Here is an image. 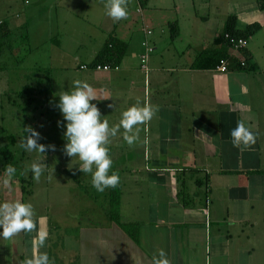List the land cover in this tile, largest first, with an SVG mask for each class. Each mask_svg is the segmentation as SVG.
<instances>
[{
	"label": "crops",
	"instance_id": "obj_1",
	"mask_svg": "<svg viewBox=\"0 0 264 264\" xmlns=\"http://www.w3.org/2000/svg\"><path fill=\"white\" fill-rule=\"evenodd\" d=\"M48 1L51 12L56 7L61 25L71 18L87 24L99 18L108 25L102 30L97 24L100 41L108 31V38L127 43L116 69L102 75L98 73L105 72H86L78 78L96 90L108 84L110 127L138 100L158 109L151 120L138 126L133 143L124 141L121 128L108 144L115 161L110 171L120 173V222L131 226L138 240L108 219L107 188L93 195L67 183L57 199L49 167L39 181L31 171L27 177L8 176L4 171L0 202L31 203L36 227L30 233L0 238V264H23L37 251L47 252L54 264H152L160 249L170 264H264V46L252 44L264 20L258 0H205L201 13L193 15L182 10L185 0H146L143 5L128 0L129 20L138 16L144 42L152 49L146 74L140 63L144 52L128 53L129 42L104 14V0ZM59 11L70 18H59ZM229 17L235 18L238 30L259 24L241 51L219 39ZM198 24L212 28L208 39L200 37V28L195 30ZM164 27L169 30L166 38ZM170 29L176 31L175 38H170ZM50 40L32 43L29 38L28 57L44 58L47 62L41 66L49 76L68 69L50 64L52 44L61 50V41ZM97 53L96 47L81 65L90 64ZM219 60L226 63L225 72L219 70ZM34 61L17 67L33 76L40 67ZM63 91L59 86L55 98ZM10 101L1 90L0 102ZM238 121L255 137L243 151L233 147L230 138ZM4 138L0 147L6 144ZM21 177L27 181L25 192ZM40 192L43 197L38 199ZM39 231H45L47 238L37 250Z\"/></svg>",
	"mask_w": 264,
	"mask_h": 264
},
{
	"label": "rangeland",
	"instance_id": "obj_2",
	"mask_svg": "<svg viewBox=\"0 0 264 264\" xmlns=\"http://www.w3.org/2000/svg\"><path fill=\"white\" fill-rule=\"evenodd\" d=\"M205 0H185L182 10L187 14H195L203 10ZM51 3L48 0H0V21L10 23L12 36L8 45L0 54V91L5 90L10 96V104L0 102V141L7 135L8 139L6 144H10L11 151H14V156L8 164L13 165L17 170L16 177H20L21 173L24 177L30 174V165L37 159H40L39 153L36 151H27L26 155H22L21 144L25 142L23 136L25 128H31L38 132L40 139L38 144L45 145V152L42 153L45 159L43 163L49 167V177L53 189L57 191L56 198L58 199L59 190L62 189L67 183L78 182L90 194H95V189L91 185V174H84L78 170L80 162L77 158H71L64 154L63 146V126L58 127L57 122L62 121V116L55 107L58 99L55 98L61 86L65 91H70L73 87V82L78 78L87 75L81 70L75 71L77 66L85 64L89 58L94 54L96 47L103 46L108 38V31L104 32V36L100 41V31L97 24L101 25L106 30L108 25L102 23L99 18H94L95 22L87 24V22L74 21L72 18L66 17L67 14L60 12L59 18L69 19L66 25L60 24V20L56 21V14L58 13L56 7L51 12ZM62 7H60L61 9ZM59 10V8H58ZM167 14L171 12H166ZM173 13V12H172ZM50 15V16H49ZM264 15V14H263ZM50 19V20H49ZM80 23V24H79ZM117 27V34L122 39L129 42L130 52L141 54L144 48L141 46L142 42L147 41L143 33V24L141 20L135 17L134 21L129 20V13L126 19L114 22ZM26 25L23 29L20 26ZM195 28V26H194ZM200 28V37L207 39L210 37L209 32L212 33V28L203 25H197ZM25 29V30H24ZM166 32L163 37H168V28L164 27ZM26 34L27 39L22 44L20 38ZM158 34V31L154 29ZM43 33V34H42ZM122 34V35H121ZM190 33L186 32V35ZM196 32L193 33V36ZM51 37L57 38L61 41V50L53 48L50 51L51 58L50 64L61 66L66 70L57 74L50 75L43 71L41 63L47 62L44 58L34 55L33 58L29 57V50L32 43L42 38ZM100 45H98V43ZM253 45L257 47L264 46V20L260 22V30L254 36ZM96 45V46H95ZM32 49V48H31ZM159 52V51H158ZM30 59V62L28 59ZM37 64L33 76L30 71H23L17 66L26 65L29 63ZM33 63V64H34ZM42 69V71L38 70ZM30 70V69H29ZM33 72V71H32ZM44 73V74H42ZM108 74L98 73V75ZM24 78V79H22ZM48 78V80H47ZM53 86V91L51 87ZM105 84V83H103ZM10 86L8 89L7 87ZM57 90V91H56ZM97 100L91 101L95 103L100 110L102 119L108 120V84L96 90ZM8 91V92H7ZM5 139V138H4ZM48 145L54 146L55 150H49ZM108 147V145H107ZM25 149V148H24ZM113 164L115 161H112ZM0 163L2 157L0 156ZM112 164V166H113ZM46 167V168H47ZM66 169L63 174L62 169ZM69 174V175H68ZM72 176L75 178L72 179ZM62 181V182H61ZM43 195L40 192L36 198L40 199ZM53 198V195H51Z\"/></svg>",
	"mask_w": 264,
	"mask_h": 264
},
{
	"label": "clouds",
	"instance_id": "obj_3",
	"mask_svg": "<svg viewBox=\"0 0 264 264\" xmlns=\"http://www.w3.org/2000/svg\"><path fill=\"white\" fill-rule=\"evenodd\" d=\"M104 14L113 22L126 19L128 16V0H104ZM96 92L86 82L76 80L70 91H63L58 95L55 105L58 108L62 121H58V127L63 126V139L65 141L63 152L66 156L77 158L80 162L78 170L84 174H91V185L98 191L103 192L106 188H115L120 182V177L110 169L112 159L109 156L107 145L110 137H113L122 128L123 139L128 144L137 139L139 125L151 120L158 109L155 106L141 104L138 100L135 104L122 111L119 123L109 126L106 119H102L100 110L95 103ZM112 107L111 104L108 105ZM25 142L20 146L27 151H36L40 159L30 165L33 179L39 181L40 176L47 167L43 161L42 153L45 145L38 144L41 138L39 133L31 128H25ZM232 146L243 151L255 142V137L242 121L230 131ZM49 150H55L54 146L48 145ZM8 176H13L16 169L8 164L5 167ZM36 227L34 222V210L31 203L14 200L0 202V238L9 239L21 232L30 233ZM47 238L45 231H39L36 238L37 250L44 246ZM23 264H54L47 252H39L31 258H26ZM152 264H170L163 249L158 250L152 257Z\"/></svg>",
	"mask_w": 264,
	"mask_h": 264
},
{
	"label": "trees",
	"instance_id": "obj_4",
	"mask_svg": "<svg viewBox=\"0 0 264 264\" xmlns=\"http://www.w3.org/2000/svg\"><path fill=\"white\" fill-rule=\"evenodd\" d=\"M140 3L143 5L146 0H139ZM258 8L260 11L264 12V0H258ZM235 18L234 17H229L226 21V26L224 28V31L222 35H220L219 39L223 40L226 44L227 47L233 48V44L236 40L238 39H245L248 40L249 37L253 36L259 29V24L258 23H252L248 25L244 30H238L235 29ZM22 29L25 27L20 26ZM25 30V29H24ZM12 30L9 29V26L7 22L2 21L0 22V53L4 50V48L9 44L8 41H10V38L12 36ZM176 31L173 29H170L169 35L170 38H175L176 37ZM21 42L22 44L25 43L27 36L23 32L22 35H20ZM50 42H58L57 38H51ZM233 42V43H232ZM9 46V45H8ZM234 49V48H233ZM127 50V43L118 40L114 36H110L107 38L101 49L98 51V53L95 55L93 61L90 64H87L86 66L88 67V70H81L85 72H91L92 69H94L97 65H109L112 68H117L118 65L120 64L122 58L124 57L125 53ZM235 50H242V49H235ZM142 56V55H141ZM140 56V57H141ZM220 62V60H219ZM242 64V63H241ZM242 65L245 66L243 63ZM81 66V65H80ZM79 66V68H80ZM242 66V67H244ZM227 68V67H226ZM42 71V69H39ZM43 71H45L43 69ZM47 73L49 71H46ZM49 76V75H48ZM48 80V78H47ZM48 86H50L48 84ZM26 133L23 136V140H25ZM6 139H8V136H5ZM10 144H5L4 146L0 147V156L2 157V163H1V169L0 173L5 171L6 165H8V162L12 161V158L14 156V151H11L10 149ZM22 155L23 154V149L22 148ZM16 169V168H15ZM17 170V169H16ZM112 171H110L111 173ZM119 177L120 173L118 171H114ZM69 175V174H68ZM26 178L21 177L19 180H21L22 185V191L25 192V187L23 185L24 182H27L25 180ZM72 179L75 180V178L72 176ZM76 181V180H75ZM79 186L80 185L78 182L76 183ZM82 189L85 191V189L82 186ZM107 201H108V211H107V216L108 219L116 224L118 227L122 228L125 233L128 235L129 238H131L134 241H137V234L133 233L131 226L127 224H122L120 222V216H119V205H120V196H121V187H120V182L115 188H107Z\"/></svg>",
	"mask_w": 264,
	"mask_h": 264
},
{
	"label": "built area",
	"instance_id": "obj_5",
	"mask_svg": "<svg viewBox=\"0 0 264 264\" xmlns=\"http://www.w3.org/2000/svg\"><path fill=\"white\" fill-rule=\"evenodd\" d=\"M147 34H150V32H146ZM233 43V42H232ZM247 45V40L245 39H238L234 42L233 44V48L234 49H243L245 48ZM142 46L144 47V53L143 55L140 57V63H141V70L146 74L147 73V61H148V57L149 54L152 53V49L150 46H148L147 42H144L142 44ZM81 70H88V67L86 65H81L80 66ZM113 69L116 68H112L109 65H97L94 69H92V73L93 72H109ZM219 70L221 72H225L227 70L226 68V63L224 61H220V67Z\"/></svg>",
	"mask_w": 264,
	"mask_h": 264
}]
</instances>
